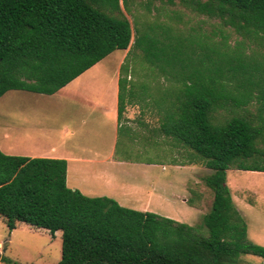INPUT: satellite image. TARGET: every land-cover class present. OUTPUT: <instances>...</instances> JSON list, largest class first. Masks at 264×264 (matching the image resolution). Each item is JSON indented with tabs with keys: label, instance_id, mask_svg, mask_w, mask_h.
<instances>
[{
	"label": "trees",
	"instance_id": "obj_1",
	"mask_svg": "<svg viewBox=\"0 0 264 264\" xmlns=\"http://www.w3.org/2000/svg\"><path fill=\"white\" fill-rule=\"evenodd\" d=\"M190 2L242 37L264 42V0ZM123 3L0 0V98L15 89L54 94L113 51L131 48L133 27ZM144 50L149 61H163V55ZM207 51L204 67L189 69L185 55L176 57L188 70L165 103L160 126L164 135L191 151L196 163L213 170L204 177L214 193L203 217L207 234L198 226L69 187L64 158L12 155L0 148V216L7 226L15 229L24 222L53 235L61 231L58 264H243L241 254L264 260V245L248 239L247 222L227 184L230 168L264 171V62L242 53L227 55L213 45ZM124 68L122 64L119 120L130 102ZM253 102L257 115H235L214 124V109Z\"/></svg>",
	"mask_w": 264,
	"mask_h": 264
},
{
	"label": "rangeland",
	"instance_id": "obj_2",
	"mask_svg": "<svg viewBox=\"0 0 264 264\" xmlns=\"http://www.w3.org/2000/svg\"><path fill=\"white\" fill-rule=\"evenodd\" d=\"M123 1V10L133 27L131 48L113 51L98 62L90 73L75 79L70 87L73 91H65L67 94L63 93L64 98L26 90L7 91L0 98V133L8 129L12 147L27 141L32 144L33 151H37L34 145L38 138H42L44 143L47 141L56 143L59 139L66 141L72 135L75 136L76 150L81 152L83 149L80 147L78 136L80 128H83L78 124L82 115H88L89 112L88 110L80 112L78 104L82 102L85 92L91 97L101 95L98 89L101 92L106 90L114 68L120 69L124 64L122 75L127 78L126 96L130 101L128 104L130 109L126 108L125 111L130 114V117L126 116V118L131 124L129 128H126V125L121 127L118 153L124 159L128 158L129 161L139 164L142 170L145 169L143 164H159L150 168V176H166V179L173 181V187L168 182L164 184L167 195L172 194L174 190L182 192L186 185L188 187L186 195L192 200L193 205L199 208L198 210L194 211L177 201L163 204L154 200L155 206L152 211L173 219L177 217L184 223L198 226L207 234L203 217L211 209L214 193L206 185L204 177L213 170L205 164L198 163L200 167L194 172L187 173L190 179L182 172H174L172 165L180 164L189 158L193 159L190 155L191 151L174 142L162 131L155 129L157 128L155 126L158 122L161 123L165 103L183 84L184 72L188 70L182 69L183 66L177 61V56L185 55L187 60L185 65L189 69L196 66L204 67L205 54L207 50L211 52L213 45V48L227 55L242 53L243 56H252L264 62V42L242 37L221 18L198 10L190 0ZM147 48L150 49L149 55H163V61L159 63L149 61L144 50ZM165 55H173L175 58H168ZM213 56L216 57V54ZM167 59L170 61H166ZM79 91L82 94H79ZM131 91L133 94L130 95ZM69 106L75 107L73 113L67 111ZM257 114L256 102L244 108L227 105L214 109L212 116L215 123L212 122L221 125L216 123L225 124V121L235 115ZM123 116L125 117V113ZM147 117H150L149 120ZM20 119L32 123L33 128L23 129L21 135L12 127L2 128L3 120L15 124ZM72 124L77 125L69 134L66 128L71 127ZM93 136L99 148L96 151L104 153L108 146L100 143L104 142V137L112 138L110 128L94 132ZM32 138L36 140H29ZM91 145L94 144L90 143ZM130 174L132 180H141L143 176V172L137 169L130 171ZM227 184L234 193L236 207L241 206V202L236 198L241 193H238L241 185H252V188L261 191L262 200L257 199L255 204L257 211L242 210L248 216V239L257 243L256 239L259 238H256V234L260 226L264 225V196H262L264 174H261V171L230 168L227 171ZM0 255V264H8L3 257L22 264H58L62 256L61 232L58 231L53 235L47 229L37 228L24 222L19 223L15 229H10L0 216ZM241 260L243 264H264L263 258L253 254H241Z\"/></svg>",
	"mask_w": 264,
	"mask_h": 264
},
{
	"label": "crops",
	"instance_id": "obj_3",
	"mask_svg": "<svg viewBox=\"0 0 264 264\" xmlns=\"http://www.w3.org/2000/svg\"><path fill=\"white\" fill-rule=\"evenodd\" d=\"M97 64L98 62L84 71L78 77L81 78L90 73V71L94 69ZM119 76L120 69L118 67H115L113 70V74L109 79V87L106 90L102 91L103 94L100 89H98V92L101 95H97L95 97L88 96L85 94V92L82 97V102L78 104V108H80L81 110H77H80V112H85L86 110H88L89 112L88 115H82V118L78 124H81L83 128H80L78 136L80 137L81 142L80 147L81 149H83L81 150V152H78L76 150L77 145L74 143L75 136L72 135L69 136L66 141H62L61 139H59L56 143L52 141H47L44 143L42 141V138H38L37 140L35 138L29 139L36 140V145H33L37 147V151H33L32 144L28 143L27 141L21 142L19 145H13L12 147L11 143L9 142L10 132H8V129H4L3 133H0L1 150L7 154L12 155L66 159L68 162V186L73 189H79L82 193L89 196H109L116 199L123 206L142 211H152L153 207L155 206L154 200H157V202L163 204L170 201H177L181 202L182 205H184L185 207H189L194 211L198 210V207L189 203V199L186 195V193L188 192V187H186V185L183 187L182 192H175L174 190L172 194L169 193L170 195H167L165 193L164 184L168 182V184L173 187V181L166 179V176H150V168L159 166V164H143L145 165V169L142 170L139 164L129 161L128 158L124 159L119 155L118 145L121 127H123V125H126L125 127L129 128V125L131 124V121L126 118V116L130 117V114L128 112L126 113V111L125 117L123 116V118L119 120ZM78 77H76L75 79H77ZM74 80L58 90L56 93L47 95L55 98H64L63 93L65 91H73V89L70 87ZM84 81L85 80H83V83ZM85 86L87 87L88 85ZM65 93L67 94V92ZM79 94L82 93H80L79 91ZM126 108L130 109L129 105H127ZM74 109L75 107L69 106L67 108V111L69 113H73ZM157 117L158 119H160L159 115ZM149 118L147 117L148 120ZM1 123L2 128H6L7 126L12 127L16 131H18L20 135L23 129L28 130L31 127L33 128L32 123H28L23 119L18 120L15 124H12L10 121L8 122L6 120H3ZM76 125L77 124H72L70 125L71 127L66 128L67 132L70 134L71 129ZM160 126L161 123L158 122L155 126L157 128L155 129L160 130ZM108 128H110L112 138L110 137L111 139H108L104 137V142L100 143L106 144L108 146L107 150L104 153L97 152L96 150H99V148L95 143L97 141L94 139L93 133L101 132L102 130H107ZM47 129L51 130L50 128ZM90 143H93L94 145L90 146ZM195 161L196 160L189 158L180 164L172 165L175 170L174 172H182L185 174V177L190 179V177L187 176V173L194 172L198 167H200ZM136 169L143 172L141 180H132L130 171ZM261 174H264V172L261 171ZM184 181L186 182V180ZM251 186L252 185L246 184L241 185L238 191V193L241 192L239 194L240 196L238 195L236 197L237 200L241 202V206H238L242 208L240 209L238 206L237 207L239 208L241 215L245 218L247 223L248 216L242 210H247L248 212L257 211V207H255L256 201L257 199L262 198L260 196L261 191L256 188H252ZM262 191L264 192V188L262 189ZM263 194L264 193H262V196H264ZM232 197L235 202L236 199L233 192ZM175 219L182 222L181 219H177V217ZM256 238H259L256 239L257 244L260 243V245H264V225L260 226V228L258 229Z\"/></svg>",
	"mask_w": 264,
	"mask_h": 264
},
{
	"label": "bare ground",
	"instance_id": "obj_4",
	"mask_svg": "<svg viewBox=\"0 0 264 264\" xmlns=\"http://www.w3.org/2000/svg\"><path fill=\"white\" fill-rule=\"evenodd\" d=\"M36 145V144H35ZM38 146V145H37ZM33 148V147H32ZM41 149V148H40ZM33 150H34V148H33Z\"/></svg>",
	"mask_w": 264,
	"mask_h": 264
},
{
	"label": "water",
	"instance_id": "obj_5",
	"mask_svg": "<svg viewBox=\"0 0 264 264\" xmlns=\"http://www.w3.org/2000/svg\"><path fill=\"white\" fill-rule=\"evenodd\" d=\"M1 256V255H0Z\"/></svg>",
	"mask_w": 264,
	"mask_h": 264
}]
</instances>
